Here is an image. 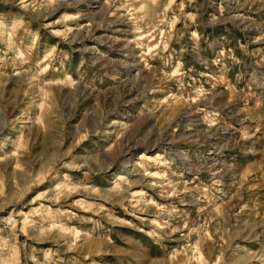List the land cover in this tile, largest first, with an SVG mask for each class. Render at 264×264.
I'll use <instances>...</instances> for the list:
<instances>
[{
  "label": "rangeland",
  "instance_id": "rangeland-1",
  "mask_svg": "<svg viewBox=\"0 0 264 264\" xmlns=\"http://www.w3.org/2000/svg\"><path fill=\"white\" fill-rule=\"evenodd\" d=\"M0 264H264V0H0Z\"/></svg>",
  "mask_w": 264,
  "mask_h": 264
}]
</instances>
